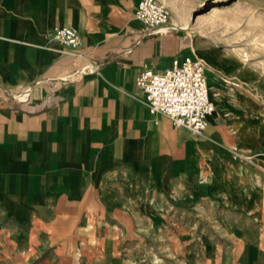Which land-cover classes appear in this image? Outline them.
I'll use <instances>...</instances> for the list:
<instances>
[{
	"label": "crops",
	"instance_id": "1",
	"mask_svg": "<svg viewBox=\"0 0 264 264\" xmlns=\"http://www.w3.org/2000/svg\"><path fill=\"white\" fill-rule=\"evenodd\" d=\"M137 2L0 0V264L132 259L108 240L97 246L98 231L87 228L158 225L148 213L162 209L164 195L220 208L210 225L225 235L195 246L185 264H264V123L222 116L224 78L238 82L220 66L224 50L216 59L209 38L169 12L147 32ZM60 26L77 30L78 49L55 40ZM183 56L224 74L212 91L205 69L214 110L198 135L150 112L135 84L141 67L162 71ZM240 112L250 117L247 106ZM71 211L80 217L67 218ZM86 211L125 219L91 224Z\"/></svg>",
	"mask_w": 264,
	"mask_h": 264
},
{
	"label": "rangeland",
	"instance_id": "2",
	"mask_svg": "<svg viewBox=\"0 0 264 264\" xmlns=\"http://www.w3.org/2000/svg\"><path fill=\"white\" fill-rule=\"evenodd\" d=\"M157 1L163 4L170 15L173 14L178 19H183L185 16L187 22L184 26L189 32L198 31L205 34L209 42L214 45L211 54L216 59L219 57V52L224 50L220 66L225 73L232 72L230 75L236 77L233 80H238L237 82L224 78L225 82L230 83L227 85L226 93L220 95L226 107L221 112L227 114L226 117L222 114L225 120L226 118L228 122L233 120L237 126L238 123L240 125L246 120L264 123V0ZM212 4L216 5L217 10L206 13ZM200 13L204 15L196 18ZM191 26H195V29L190 30ZM215 44L218 46L216 47ZM199 59L210 74H207V79L211 90L216 91L215 86L219 80L216 77H222L224 74L212 71L206 60ZM215 94L218 93L215 92ZM245 106L250 108L248 119L240 112V107ZM261 133L264 134V131ZM239 154L247 155L244 151H240ZM180 156L182 162L186 157L182 143ZM164 196L162 209L160 208L154 214L148 213V217L160 221L158 225L90 226L87 229L94 234L98 231L96 236L100 240L98 242V237L92 236L89 237L90 242H98L97 246L100 247L104 240L113 242L116 253L125 258L127 256H124V253L132 250V259H123L120 264H185L189 251L195 246L200 244L209 247V238L214 240L212 236L225 235L226 228L210 225L220 215L219 206L213 205L209 200L198 201L191 207L185 202L175 205L168 200L169 195ZM79 214V211H71L68 212L67 218H79ZM107 216L125 219V216L118 211L84 212V217L92 221L91 224L93 219H103ZM130 234L135 236L132 238L135 242L131 244Z\"/></svg>",
	"mask_w": 264,
	"mask_h": 264
},
{
	"label": "built area",
	"instance_id": "3",
	"mask_svg": "<svg viewBox=\"0 0 264 264\" xmlns=\"http://www.w3.org/2000/svg\"><path fill=\"white\" fill-rule=\"evenodd\" d=\"M134 15L149 33L168 22V12L157 0H138ZM54 38L72 49L81 46L78 32L72 26L57 27ZM135 84L150 112L165 115L175 127H184L192 134H201L205 129L214 103L205 78V66L199 59L175 57L162 71L143 66L135 77Z\"/></svg>",
	"mask_w": 264,
	"mask_h": 264
},
{
	"label": "bare ground",
	"instance_id": "4",
	"mask_svg": "<svg viewBox=\"0 0 264 264\" xmlns=\"http://www.w3.org/2000/svg\"><path fill=\"white\" fill-rule=\"evenodd\" d=\"M163 5V4H162ZM217 10V7H216V5L215 4H212V5H210V7H209V9H208V11L206 12V13H211V12H214V11H216ZM168 12V11H167ZM204 15V13H200L196 18H200V17H202ZM171 16L173 17V19L174 20H177V19H175V15H173V14H171ZM193 29H195V26H191L190 27V30H193ZM244 56H245V54H244ZM188 57H190V56H188ZM201 61V60H200ZM202 62V61H201ZM203 63V62H202Z\"/></svg>",
	"mask_w": 264,
	"mask_h": 264
}]
</instances>
